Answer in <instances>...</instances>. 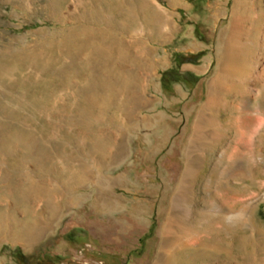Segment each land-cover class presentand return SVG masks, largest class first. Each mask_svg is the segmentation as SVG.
Instances as JSON below:
<instances>
[{
  "label": "rangeland",
  "instance_id": "obj_1",
  "mask_svg": "<svg viewBox=\"0 0 264 264\" xmlns=\"http://www.w3.org/2000/svg\"><path fill=\"white\" fill-rule=\"evenodd\" d=\"M240 15L244 62L263 69L264 0H0V264H155L221 33ZM250 101L240 119L220 111L196 185L238 218L215 216L210 247L173 264H264V77ZM237 147L240 172L204 193Z\"/></svg>",
  "mask_w": 264,
  "mask_h": 264
},
{
  "label": "bare ground",
  "instance_id": "obj_2",
  "mask_svg": "<svg viewBox=\"0 0 264 264\" xmlns=\"http://www.w3.org/2000/svg\"><path fill=\"white\" fill-rule=\"evenodd\" d=\"M163 9L169 12L166 8ZM176 24L174 17H171L165 29V38L170 37ZM245 28L246 17L234 16L229 28L221 33L218 69L209 85L208 98L193 125V133L186 149L185 170L172 201L171 212L164 228V241L155 264H173L191 250H207L210 247L207 239L210 221L218 216L221 221L233 227L238 218V214L232 210L216 208L205 194L201 197L196 185L199 175L206 167L208 153L214 151L217 142L224 136L219 129L222 128L220 111L234 108L238 112V119L244 113H249L251 96L264 77V68L261 69L255 59L244 62L248 54ZM229 94L238 96V101L227 102ZM217 124L219 127L213 128ZM238 132L240 134L241 131ZM245 157L238 147L230 151L223 150L216 157L202 191H209L211 176L215 173H218L220 179L239 173ZM98 206L101 207V204Z\"/></svg>",
  "mask_w": 264,
  "mask_h": 264
},
{
  "label": "trees",
  "instance_id": "obj_3",
  "mask_svg": "<svg viewBox=\"0 0 264 264\" xmlns=\"http://www.w3.org/2000/svg\"><path fill=\"white\" fill-rule=\"evenodd\" d=\"M170 73H172V72L165 74V76L169 75V77H170ZM163 83H165V78H163Z\"/></svg>",
  "mask_w": 264,
  "mask_h": 264
}]
</instances>
